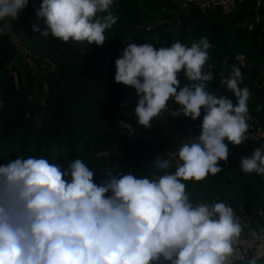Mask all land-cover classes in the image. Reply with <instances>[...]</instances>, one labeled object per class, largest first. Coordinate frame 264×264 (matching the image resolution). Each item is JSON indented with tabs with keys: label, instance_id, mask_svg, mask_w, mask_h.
<instances>
[{
	"label": "clouds",
	"instance_id": "9594fccd",
	"mask_svg": "<svg viewBox=\"0 0 264 264\" xmlns=\"http://www.w3.org/2000/svg\"><path fill=\"white\" fill-rule=\"evenodd\" d=\"M27 4L0 0V34L11 29ZM113 4L42 0L36 14L46 28L32 27L64 42L102 45L105 31L119 19ZM212 47L207 37L190 47L178 40L159 49L132 42L115 60V82L136 89L134 110L145 128L168 110L169 100L180 105L169 110L172 117L196 120L203 108L201 131L195 142L179 149L182 163L175 172L167 171L172 161L160 155L151 162L155 171L146 176L114 173L113 167L99 185L81 159L66 169L23 155L0 165V264H225L241 234L240 219L224 202L194 204L183 182L220 172L218 162L229 157L225 141L241 145L252 118L251 92L240 87L243 76L236 65L220 80L235 102L209 91L215 76L204 69ZM181 71L189 81L183 86ZM239 164L245 173L264 175V146L241 156Z\"/></svg>",
	"mask_w": 264,
	"mask_h": 264
},
{
	"label": "trees",
	"instance_id": "16d2710c",
	"mask_svg": "<svg viewBox=\"0 0 264 264\" xmlns=\"http://www.w3.org/2000/svg\"><path fill=\"white\" fill-rule=\"evenodd\" d=\"M230 1L225 7L220 0L208 6L194 0H186L185 6L181 0H114L111 10L119 19L105 31V42L96 45L35 32L34 24L41 31L46 28L36 14L42 0H28L10 31L0 34V165L23 155L43 157L66 169L81 159L99 185L113 167L114 173L146 176L155 171L151 162L160 155L172 161L167 171L175 172L182 163L179 149L195 142L201 131L203 108L196 120L183 114L172 117L169 110L180 105L169 100L168 110L145 128L134 110L136 89L115 82V60L128 43L159 49L178 40L190 47L207 37L213 47L204 70L215 76L209 91L235 102L220 80L236 65L243 76L240 87L251 92L252 118L241 145L225 141L229 157L218 162L220 172L183 182L194 204L224 202L233 208L242 229H264V175L245 173L239 164L241 156L264 146V0ZM179 79L181 86L189 83L183 71ZM251 261L264 264V252L225 264Z\"/></svg>",
	"mask_w": 264,
	"mask_h": 264
},
{
	"label": "built area",
	"instance_id": "2783aa9c",
	"mask_svg": "<svg viewBox=\"0 0 264 264\" xmlns=\"http://www.w3.org/2000/svg\"><path fill=\"white\" fill-rule=\"evenodd\" d=\"M194 1L201 6H208L213 3V1L209 2L208 0ZM220 2L225 3L227 1L220 0ZM185 4L186 0H181V6H185ZM11 39L16 44V47L18 48L19 52L22 55H26L27 50L25 49V47L20 45L19 38L13 33H11ZM27 59L30 60V57L28 56ZM262 75L264 80V71ZM233 249V253L227 257L225 263L244 261L250 256L260 255L264 252V229H256L255 227H248L246 229H242L240 236L237 237L233 243ZM164 264H170V262L165 261Z\"/></svg>",
	"mask_w": 264,
	"mask_h": 264
},
{
	"label": "rangeland",
	"instance_id": "374dc122",
	"mask_svg": "<svg viewBox=\"0 0 264 264\" xmlns=\"http://www.w3.org/2000/svg\"><path fill=\"white\" fill-rule=\"evenodd\" d=\"M200 1H206V0H200ZM208 1L209 2H212V1L215 2L216 0H208ZM223 1H227V2L223 3L225 7L231 5V1L230 0H223Z\"/></svg>",
	"mask_w": 264,
	"mask_h": 264
}]
</instances>
